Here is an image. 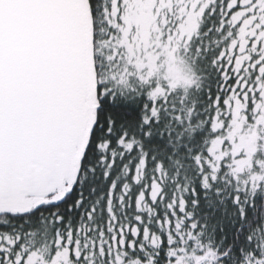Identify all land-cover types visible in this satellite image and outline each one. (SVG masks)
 Segmentation results:
<instances>
[{
  "label": "snow or ice",
  "instance_id": "6c2138e0",
  "mask_svg": "<svg viewBox=\"0 0 264 264\" xmlns=\"http://www.w3.org/2000/svg\"><path fill=\"white\" fill-rule=\"evenodd\" d=\"M0 264H264V0H0Z\"/></svg>",
  "mask_w": 264,
  "mask_h": 264
}]
</instances>
